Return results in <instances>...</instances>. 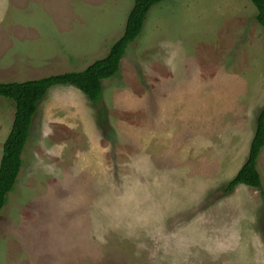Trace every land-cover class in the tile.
Here are the masks:
<instances>
[{"label":"rangeland","instance_id":"374dc122","mask_svg":"<svg viewBox=\"0 0 264 264\" xmlns=\"http://www.w3.org/2000/svg\"><path fill=\"white\" fill-rule=\"evenodd\" d=\"M133 4L8 0L0 81L84 70L122 36ZM257 14L251 0L161 1L99 102L52 86L0 212V264H264V147L262 189L224 191L264 107ZM133 90L147 97L135 103ZM14 114L0 96V162Z\"/></svg>","mask_w":264,"mask_h":264},{"label":"trees","instance_id":"16d2710c","mask_svg":"<svg viewBox=\"0 0 264 264\" xmlns=\"http://www.w3.org/2000/svg\"><path fill=\"white\" fill-rule=\"evenodd\" d=\"M161 1L164 0H134L122 36L111 45L106 56L95 60L84 70L64 72L21 82H0V96L10 98L15 102L13 125L3 144V156L0 162V212L8 202V194L14 190L17 184L23 165V152L31 133L33 117L38 103L44 98L47 91L57 84L71 85L82 91L91 101L99 102L102 93V80L119 74L121 59L128 45L141 34L149 10ZM251 1L258 9L257 19L264 30V0ZM101 115L106 119L104 113ZM263 147L264 107L256 120L249 156L235 177L228 182L224 189L225 193L232 191L239 184L262 189L258 161ZM261 192L264 196V189Z\"/></svg>","mask_w":264,"mask_h":264},{"label":"crops","instance_id":"0c3cea01","mask_svg":"<svg viewBox=\"0 0 264 264\" xmlns=\"http://www.w3.org/2000/svg\"><path fill=\"white\" fill-rule=\"evenodd\" d=\"M7 2H8V0H0V19L1 18H3V16H4V13H5V9H6V6H7ZM2 35L0 34V37H1ZM109 52V51H108ZM1 59V61H0V67L2 68V69H4V70H6V69H9V68H7V67H5V66H7L8 64H6V62L5 61H3V59H4V57L3 58H0ZM15 66V65H14ZM13 66V67H14ZM10 67V66H9ZM12 69V68H11ZM155 69V68H154ZM167 69H169V68H167ZM158 71H159V69H158ZM159 72H161V71H159ZM10 74V73H9ZM160 75H161V73H160ZM5 75H3L2 77H4ZM46 76H48V75H46ZM154 77H156V76H154ZM156 78H154V80H155ZM28 80V79H27ZM14 80H12V81H6V82H13ZM25 81V80H24ZM0 82H2V81H0ZM20 82V81H19ZM147 82H149V84H150V86H151V84H152V82H153V79H152V77L150 76V77H148V81ZM165 82H166V80H165ZM159 83H162V81L160 80V81H158V84ZM138 84H139V82H138ZM156 82H154L153 83V87H150V90H152L153 91V97H155V96H157L159 93V90H158V87H157V85H158ZM132 94H131V96L132 97H135L136 98V100H134L133 102H135V103H139V102H141V97L140 96H142L143 98L144 97H147V96H144V95H140V94H138L136 91H132L131 92ZM137 109H140V106H138L137 107ZM253 138V137H252ZM252 141V140H251ZM259 165V164H258ZM260 171V170H259ZM261 173V172H260ZM261 177H262V174H261Z\"/></svg>","mask_w":264,"mask_h":264}]
</instances>
